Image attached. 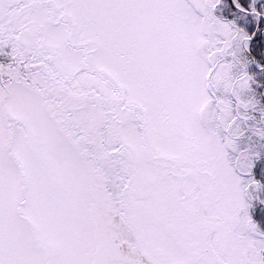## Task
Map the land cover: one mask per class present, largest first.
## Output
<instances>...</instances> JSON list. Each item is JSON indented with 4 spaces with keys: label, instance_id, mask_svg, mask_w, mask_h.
Wrapping results in <instances>:
<instances>
[{
    "label": "snow or ice",
    "instance_id": "6c2138e0",
    "mask_svg": "<svg viewBox=\"0 0 264 264\" xmlns=\"http://www.w3.org/2000/svg\"><path fill=\"white\" fill-rule=\"evenodd\" d=\"M0 264H264V0H0Z\"/></svg>",
    "mask_w": 264,
    "mask_h": 264
}]
</instances>
